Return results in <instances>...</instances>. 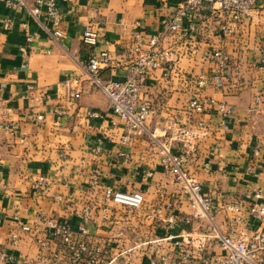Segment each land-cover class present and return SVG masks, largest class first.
I'll list each match as a JSON object with an SVG mask.
<instances>
[{
	"label": "crops",
	"instance_id": "0c3cea01",
	"mask_svg": "<svg viewBox=\"0 0 264 264\" xmlns=\"http://www.w3.org/2000/svg\"><path fill=\"white\" fill-rule=\"evenodd\" d=\"M169 1L176 4L182 0ZM25 2L27 6L16 11L0 2V111L7 114L6 120L18 124L14 133L0 129V183L5 186L0 187V252L15 258L14 263L0 264H51L42 260L55 254L63 264H74L70 250L82 242L108 251L109 261L118 257L113 264H128L120 253L133 248L134 252L168 251L172 250L171 242L164 240L168 236L183 229L193 235L202 233L206 221L171 231L166 224L147 217L153 209L163 207L166 216L176 215L181 220L191 210L147 137L121 142L123 123L111 114L106 97L91 85L83 69L91 52L108 51L113 65L101 76L104 80L121 79L136 23L152 35L173 8L162 9L156 0H57L64 16V37L55 41L47 18L31 16L34 0ZM9 20L12 29L6 27ZM202 26L197 51L187 56L186 43L180 42L175 46L179 54L176 68L157 70L149 80L145 92L153 114L148 128L162 140L168 124H209L210 133L198 143L186 169L218 201L246 202L264 186V12L231 39L214 34L213 24ZM86 27L100 33L95 48L82 40ZM34 34L39 39L26 47L25 57L26 36ZM219 47L228 54L234 73L229 83L216 81L200 94L230 106L228 131L218 129L220 119L214 112H186L188 102L198 93L192 79L211 74L215 68L205 53ZM71 79L80 82L79 99L64 88ZM89 111L102 112L105 119H90ZM28 114L42 115L44 120L28 121ZM3 121L0 117V124ZM99 139L104 143L95 154ZM215 147L217 152L210 156ZM205 162H210L211 173L204 171ZM40 177L46 183L35 191L33 184ZM109 187L139 191L145 201L128 213L105 202L104 190ZM51 219L69 222L75 233L71 245L52 236L47 225ZM232 219V215L221 214L216 224L224 233L240 229ZM23 226L32 231L25 232ZM82 228L88 230L87 236L81 234ZM12 234L18 235L15 245L10 242ZM131 264L149 261L140 258Z\"/></svg>",
	"mask_w": 264,
	"mask_h": 264
},
{
	"label": "built area",
	"instance_id": "2783aa9c",
	"mask_svg": "<svg viewBox=\"0 0 264 264\" xmlns=\"http://www.w3.org/2000/svg\"><path fill=\"white\" fill-rule=\"evenodd\" d=\"M162 9H171L173 12L162 19L158 31L147 35L141 29L140 22L132 33V41L128 47V60L125 65L124 75L121 79L104 80L101 76L103 70L113 65V59L108 51L90 53L83 64V69L88 81L94 88L99 89L108 101V107L112 115L116 116L124 125L125 134L121 142L127 144L138 138H146L152 147L158 150L161 163L173 177L181 194L185 197L191 214L177 219L176 215L166 216L163 207L152 210L147 217L166 224L169 230L188 226L193 222L206 221L202 233L193 235L184 229L177 235H170L165 241L171 242L172 250L151 253V251H137L135 248L119 254L125 263L131 264L140 258H147L149 264H264V186L254 191L248 201L237 203L221 202L205 192L203 185L188 171L187 165L192 156L198 151L197 145L210 133L209 124L199 121L194 125L186 123H171L165 127V137L160 139L150 133L148 121L153 114L150 100L147 98L145 88L152 75L157 70L173 71L176 68L179 54L175 49L180 42L186 43V55L190 56L197 51L198 36L203 31V24H213L214 34L223 39H231L247 23L253 22L264 12V0H182L176 4L169 0H156ZM8 9L13 11L27 6L25 0H0ZM73 3L74 0H65ZM33 18L44 15L50 24L52 38L58 41L64 37L62 30L63 13L57 0H34L33 7L29 8ZM14 26L12 21L6 23L7 29ZM26 29V25H23ZM39 39L38 34L27 35V46L23 47L22 54L26 57L28 47ZM82 40L90 47H96L100 40V33L93 27H86ZM49 54L51 51L46 50ZM205 59L214 63L215 68L211 74H202L192 79L198 93L187 106L188 114H205L214 112L220 119L218 129L230 130V117L232 110L227 103L220 102L213 97L202 96L205 89L219 81L229 83L235 67L223 47L207 51ZM79 81L68 80L64 83L74 99L81 97ZM261 99L257 97L256 103ZM1 106V105H0ZM1 108V107H0ZM4 120L0 129L14 133L18 130V124L8 121L7 114L1 113ZM90 119H105V114L99 111H89ZM28 121L42 123V115L28 114ZM93 152L98 154L104 143L98 140ZM218 148L215 147L210 156H214ZM259 148L255 150L258 155ZM204 171H213L210 162H205ZM46 183L44 177H40L33 184L35 191L41 190ZM1 188L5 186L0 183ZM106 203H113L128 213L141 208L144 203V195L139 191L127 192L106 188L104 190ZM171 208V205L167 206ZM224 214L233 216L234 223L240 229L224 233L216 224V218ZM53 237L60 239L62 243L71 245L74 235L70 224L66 220L51 219L47 221ZM25 232L32 231L31 227L23 226ZM81 234L88 235V230L82 228ZM162 240V241H164ZM11 244L18 242V235H11ZM149 244V243H147ZM47 243H43V246ZM69 259L74 264H113L118 257L109 261L108 251L99 248H91L86 243H79L72 247ZM0 261L15 262L13 256H7L0 252ZM43 262L51 264H63L59 255L44 258Z\"/></svg>",
	"mask_w": 264,
	"mask_h": 264
}]
</instances>
